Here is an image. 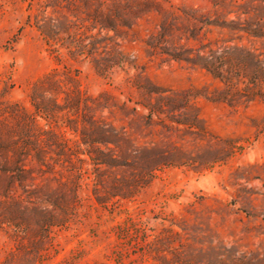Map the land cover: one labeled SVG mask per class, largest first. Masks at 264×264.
<instances>
[{"label": "rangeland", "instance_id": "1", "mask_svg": "<svg viewBox=\"0 0 264 264\" xmlns=\"http://www.w3.org/2000/svg\"><path fill=\"white\" fill-rule=\"evenodd\" d=\"M127 2L0 0V130L15 123L6 110H32V87L55 70L59 88L47 95L63 102L75 83L80 105L39 122L64 132L73 148L78 136L67 120L77 115L81 127L89 114L119 143H99L75 168L64 160L13 187L26 197L48 183L72 209L37 252L34 221L30 230L5 224L0 264H264V72L238 60L248 52L264 68V0H154L136 14ZM97 5L121 8L117 31L97 33ZM47 20L64 25L54 47L36 27ZM113 48L126 62L99 76L92 59ZM197 54L238 63L226 81L190 62ZM99 150L128 158L95 165ZM149 167L135 197L96 202L94 195H114L116 180L123 191L146 180Z\"/></svg>", "mask_w": 264, "mask_h": 264}, {"label": "trees", "instance_id": "2", "mask_svg": "<svg viewBox=\"0 0 264 264\" xmlns=\"http://www.w3.org/2000/svg\"><path fill=\"white\" fill-rule=\"evenodd\" d=\"M85 2L90 3L91 0H85ZM152 3H155L154 0L143 2L141 0H128L126 8L136 14L148 8ZM120 10L121 8L118 6L110 10H105L101 5L95 6L92 16L95 27L98 28V34L104 29L117 31L116 19L122 16ZM36 27L50 46L54 47L60 41H64V38L60 37L65 32L64 25L56 26L50 20H47L44 22L36 21ZM249 55L248 52L239 54L238 60L240 64L247 62L255 65V68L259 66L260 73H263L264 68L261 65V61L252 55L248 57ZM222 57L212 56L209 58L208 56L197 54L194 59L189 60L193 64L206 69L212 75L228 81V72L232 67L236 66L238 61H235L237 60L234 59L235 57H232L233 61L230 59V62L222 61ZM60 58L61 55L58 53L56 55L58 64ZM172 58L181 59L182 57L178 53L173 54ZM92 60L94 70L102 77L107 76L111 68L124 65L126 62L123 53L116 48H113L107 55L100 58L93 57ZM54 72L55 70L46 74L32 87L29 94L32 110L25 107H21V112L17 113L11 109L6 110L15 118V123L11 130H0V228L5 224L14 225L17 227L16 231H18L19 228L25 225L30 230V224L34 221L38 225L35 228V232L40 234L39 238L30 240V243L34 245L33 249L35 252L39 250L41 244L47 238L51 237L49 234L53 228L62 227L67 222L66 217L70 216L69 211L72 209V207H69V202H72V199H67V195H64L61 191H58L59 193L57 194V191L52 189L48 183L33 188L31 190L33 195H26V197L14 195L13 187H17L18 184V186L25 188L24 182L28 178L33 177V172L37 170L44 174L53 172L56 164L64 166V160L75 168L74 164L80 161L79 154H88L90 150L98 149L96 146L99 143L119 146L118 135L113 128L101 124L89 114L81 117V120H83L81 127L78 126L79 117L77 115L67 120L69 129L78 136L74 140L75 146L73 148H67L64 145V141L69 142L72 140L69 138L64 139V132L56 131L53 127L46 128L39 122L38 118L49 122L56 118L57 114L64 112V110L68 111L67 114H74L80 105L79 98H81L82 94L75 83L70 91H64L63 102H59L55 96L47 95L51 88L54 91L59 88L53 78ZM68 80L75 82L72 77H68ZM16 106V104H13L12 107ZM82 145L86 148L83 149ZM52 146H55L54 152L56 156L48 155ZM96 153L99 155L92 158V163L95 165L103 163L118 165L122 164V160H127L128 158L126 151L122 152L120 157L102 150L96 151ZM72 155H75L76 160L72 159ZM152 169L154 167L147 172L148 178L146 180L132 181L133 183H130L132 187L127 188L126 191L120 188L123 183L122 180H116L114 184L115 191L112 193L114 195H94L96 202L104 205L110 203L113 198L117 200L135 197L136 195L133 194L138 191V188L147 185L150 181ZM63 185L64 183H61V186ZM73 197L76 198V195H73Z\"/></svg>", "mask_w": 264, "mask_h": 264}]
</instances>
